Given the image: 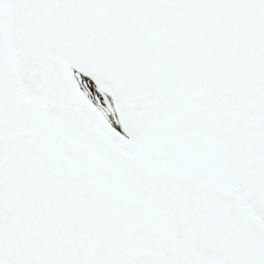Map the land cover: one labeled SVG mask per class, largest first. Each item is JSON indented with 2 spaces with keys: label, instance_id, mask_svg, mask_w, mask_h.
Wrapping results in <instances>:
<instances>
[{
  "label": "snow or ice",
  "instance_id": "obj_1",
  "mask_svg": "<svg viewBox=\"0 0 264 264\" xmlns=\"http://www.w3.org/2000/svg\"><path fill=\"white\" fill-rule=\"evenodd\" d=\"M0 264H264V0H0Z\"/></svg>",
  "mask_w": 264,
  "mask_h": 264
}]
</instances>
